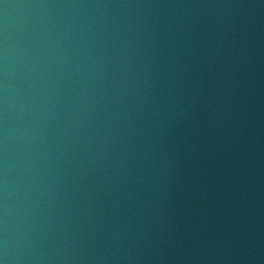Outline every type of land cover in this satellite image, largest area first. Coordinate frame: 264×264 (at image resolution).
Here are the masks:
<instances>
[{"label": "water", "instance_id": "obj_1", "mask_svg": "<svg viewBox=\"0 0 264 264\" xmlns=\"http://www.w3.org/2000/svg\"><path fill=\"white\" fill-rule=\"evenodd\" d=\"M0 264H264V0H0Z\"/></svg>", "mask_w": 264, "mask_h": 264}]
</instances>
